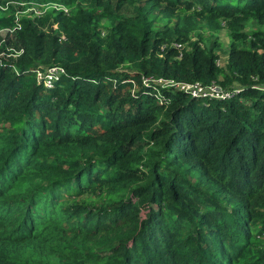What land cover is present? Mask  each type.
Segmentation results:
<instances>
[{"label":"trees","instance_id":"obj_1","mask_svg":"<svg viewBox=\"0 0 264 264\" xmlns=\"http://www.w3.org/2000/svg\"><path fill=\"white\" fill-rule=\"evenodd\" d=\"M263 86L264 0H0V264H264Z\"/></svg>","mask_w":264,"mask_h":264},{"label":"built area","instance_id":"obj_2","mask_svg":"<svg viewBox=\"0 0 264 264\" xmlns=\"http://www.w3.org/2000/svg\"><path fill=\"white\" fill-rule=\"evenodd\" d=\"M59 8H65L63 6H58ZM36 13H43V11H37ZM66 74L64 68L59 66H52L46 68L45 70H37V78L42 82L47 88H53L55 83L60 80V78ZM143 84L157 90L159 93L157 95L163 100L164 98L160 95L163 90H171L174 92H182L188 94L192 97H206V98H217V99H227L237 94H240L246 87L242 85H234L228 89L222 88L216 83L211 85H203L201 82H189L181 81L173 78L165 77H146L143 79ZM254 87V86H253ZM263 88V87H258Z\"/></svg>","mask_w":264,"mask_h":264},{"label":"rangeland","instance_id":"obj_3","mask_svg":"<svg viewBox=\"0 0 264 264\" xmlns=\"http://www.w3.org/2000/svg\"><path fill=\"white\" fill-rule=\"evenodd\" d=\"M60 4L59 3H54V6H59ZM23 6H26L25 9L23 8H19L16 12V15H21L22 13H27V12H37V11H43L45 10L47 7H48V4L44 5L42 3H38V5H23ZM4 9H7V7ZM221 40H222V44H223V47H224V51L221 52L220 54V60H221V64H223L224 62V59H226V55L228 53V42H229V38L227 36V34L225 33V31H222L221 33ZM183 81V80H181Z\"/></svg>","mask_w":264,"mask_h":264}]
</instances>
